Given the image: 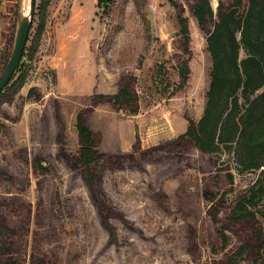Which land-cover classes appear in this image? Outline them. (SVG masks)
Instances as JSON below:
<instances>
[{
	"label": "rangeland",
	"instance_id": "rangeland-1",
	"mask_svg": "<svg viewBox=\"0 0 264 264\" xmlns=\"http://www.w3.org/2000/svg\"><path fill=\"white\" fill-rule=\"evenodd\" d=\"M176 1L187 18V46L167 0H112L107 11L97 0L50 1L37 51L15 72L28 66L24 84L11 100L9 91L0 96V221L16 233L3 231L2 240L20 264H221L245 242L235 264H251L247 222L230 225L226 248L216 231L230 199L259 171L232 169L230 185L215 167H233L231 154H204L175 140L186 118L202 115L211 69L206 34L191 11L195 0ZM219 1L230 3L210 0L213 9ZM28 4L0 0V73ZM184 59L190 73L179 89ZM127 84L138 97L137 116L94 99ZM80 111L100 155L93 191L77 163ZM36 156L46 170L35 166ZM205 190L229 198L218 223L207 214Z\"/></svg>",
	"mask_w": 264,
	"mask_h": 264
},
{
	"label": "trees",
	"instance_id": "trees-1",
	"mask_svg": "<svg viewBox=\"0 0 264 264\" xmlns=\"http://www.w3.org/2000/svg\"><path fill=\"white\" fill-rule=\"evenodd\" d=\"M50 1L38 0L35 3L23 52V56L27 54L29 60L39 46ZM167 1L176 10L182 43L187 46L190 38L187 18L176 0ZM97 2L107 11L112 0ZM191 11L198 26L206 34L211 69L202 115L197 121L186 118V129L175 140L187 141L204 154H231L233 167H215L217 172L225 171L230 185L233 184L232 169L241 173L259 171L251 184L234 199H230L225 223L217 228L216 234L221 246L226 248L230 225L247 222L253 242L251 264H264V0H230L227 5L219 1L215 9L210 0H195ZM22 65L23 61L17 68ZM15 72L0 92L1 96L9 91L7 100H11L24 84L28 66L16 78ZM177 73L180 79L177 88L180 89L190 73L186 59L177 66ZM32 91L33 88H30L29 93ZM36 96L39 98V95ZM105 98L110 100L115 111L127 110L132 115L138 113V97L128 84L121 85L113 94L94 95L97 102ZM74 128L79 142L77 163L82 168L86 188L93 191L100 181V155L96 151V136L87 124L84 111L77 113ZM135 139L139 140L138 135H135ZM33 161L41 171L46 170L39 157H34ZM224 162L221 161V164ZM226 195L207 190L202 193L208 202L207 214L214 223L219 222L223 202L229 200ZM102 224L110 237L115 239V227L108 220ZM3 231L9 236L16 234L0 221V257L8 256L6 264H20L11 256L9 239L3 243ZM248 248V242L239 245L221 264H235Z\"/></svg>",
	"mask_w": 264,
	"mask_h": 264
},
{
	"label": "water",
	"instance_id": "water-1",
	"mask_svg": "<svg viewBox=\"0 0 264 264\" xmlns=\"http://www.w3.org/2000/svg\"><path fill=\"white\" fill-rule=\"evenodd\" d=\"M36 0H29L28 16H22L16 29L15 39L11 54L0 73V92L10 82L18 65L22 62L23 52L28 40L30 27L33 19V12Z\"/></svg>",
	"mask_w": 264,
	"mask_h": 264
},
{
	"label": "crops",
	"instance_id": "crops-1",
	"mask_svg": "<svg viewBox=\"0 0 264 264\" xmlns=\"http://www.w3.org/2000/svg\"><path fill=\"white\" fill-rule=\"evenodd\" d=\"M108 79H109V78H107V77L104 78L105 81H107ZM107 82H108V81H107ZM112 91H114V90H112ZM116 91H117V89H116L114 92H116ZM114 92H113V93H114ZM134 116H137V115H134ZM126 121H130V120H126ZM133 125H134V124H133ZM131 134H132V133L129 132V136L127 137V139L131 136ZM135 134H136V133H135Z\"/></svg>",
	"mask_w": 264,
	"mask_h": 264
},
{
	"label": "bare ground",
	"instance_id": "bare-ground-1",
	"mask_svg": "<svg viewBox=\"0 0 264 264\" xmlns=\"http://www.w3.org/2000/svg\"><path fill=\"white\" fill-rule=\"evenodd\" d=\"M29 5V4H28ZM22 10V9H21ZM23 13L25 14L26 13V10L24 9ZM23 16V15H22Z\"/></svg>",
	"mask_w": 264,
	"mask_h": 264
}]
</instances>
